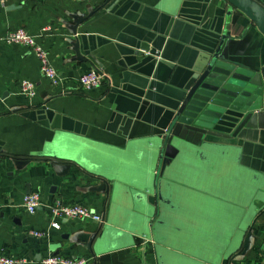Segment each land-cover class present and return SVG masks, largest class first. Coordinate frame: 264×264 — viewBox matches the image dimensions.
<instances>
[{"label": "crops", "instance_id": "1", "mask_svg": "<svg viewBox=\"0 0 264 264\" xmlns=\"http://www.w3.org/2000/svg\"><path fill=\"white\" fill-rule=\"evenodd\" d=\"M252 1L264 9V0ZM20 27L47 51L57 84L41 74L32 51L3 41ZM215 30L225 34L229 57L260 73L264 104L263 25L225 0H9L0 5V254L27 264H40L50 253L83 256L87 264H157L151 240L136 232L123 229L122 239L110 245L91 239L110 215L131 212L112 198V178L39 153L56 132L123 150L149 136L163 124L172 95ZM155 52L163 53L164 63L149 59ZM96 68L109 82L88 91L75 85ZM22 80L34 84V97L19 93ZM241 133L249 135L240 136L241 153L264 170V131ZM33 191L41 205L30 214L22 198ZM57 198L88 207L102 222L62 218L51 226L49 209ZM220 264H264V207L242 248Z\"/></svg>", "mask_w": 264, "mask_h": 264}, {"label": "water", "instance_id": "2", "mask_svg": "<svg viewBox=\"0 0 264 264\" xmlns=\"http://www.w3.org/2000/svg\"><path fill=\"white\" fill-rule=\"evenodd\" d=\"M225 1L264 28V9L252 0ZM224 38L219 30L209 35L149 136L123 150L56 132L42 147L48 160L112 178V198L131 210L107 218L91 238L97 245L120 241L123 229L136 232L151 240L157 264H220L242 248L264 207V170L241 153L240 136H249L245 128L264 131L263 89L258 71L227 55Z\"/></svg>", "mask_w": 264, "mask_h": 264}, {"label": "built area", "instance_id": "3", "mask_svg": "<svg viewBox=\"0 0 264 264\" xmlns=\"http://www.w3.org/2000/svg\"><path fill=\"white\" fill-rule=\"evenodd\" d=\"M9 0H0V5H5ZM24 1V0H21ZM79 2L89 0H74ZM45 29V28H44ZM3 41L7 44H18L28 48L39 61L41 74L49 79L52 84L59 82V77L53 65L49 61L48 53L44 47L37 41L36 36L28 33L24 28H16L8 31ZM109 78L100 69H91L88 72L80 75L75 82V85L82 90L88 91L99 87L101 84L109 82ZM35 86L28 80H22L19 85V93L27 98L35 96ZM22 203L26 211L30 214L41 205L38 192H29L22 198ZM50 225L58 226V220L62 218H77L82 220H92L102 222L100 214L95 213L88 207L78 203H65L61 198L54 200L53 205L49 209ZM33 236L45 237V231H33ZM88 259L79 257H68L60 254H48L41 258L40 264H87ZM0 264H27L24 258L13 257L10 254H0Z\"/></svg>", "mask_w": 264, "mask_h": 264}, {"label": "rangeland", "instance_id": "4", "mask_svg": "<svg viewBox=\"0 0 264 264\" xmlns=\"http://www.w3.org/2000/svg\"><path fill=\"white\" fill-rule=\"evenodd\" d=\"M33 192H36V191H33ZM38 194H39V193H38ZM40 201H41V199H40ZM52 205H53V203L51 204V206H52ZM51 206H50V207H51ZM190 222H192V221H190ZM190 224H192V223H190ZM208 228H209V227H208ZM192 229H194V231H195V230L198 229V228H197L196 226H192V227H189V226H188L187 229H186L185 231H191ZM202 229L206 231L207 228L202 227ZM187 235H190V234H187ZM205 237H206V233H205Z\"/></svg>", "mask_w": 264, "mask_h": 264}]
</instances>
